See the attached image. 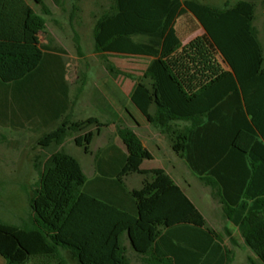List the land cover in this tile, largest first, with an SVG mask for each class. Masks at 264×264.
<instances>
[{"label":"trees","instance_id":"trees-1","mask_svg":"<svg viewBox=\"0 0 264 264\" xmlns=\"http://www.w3.org/2000/svg\"><path fill=\"white\" fill-rule=\"evenodd\" d=\"M33 1L52 14L44 0ZM255 18L248 0L224 8L195 0H114L95 24L94 42L105 58L152 59L131 103L168 135L264 264V50ZM46 27L27 0H0L1 91L7 88L21 110L60 122L39 139L43 150H56L35 157L39 179L28 217L20 226L0 222V256L6 264H67L61 252L69 251L80 264H131L121 244L128 235L144 264H220L221 237L164 170L141 169L153 156L130 127L117 125L127 153L112 179L114 198L91 193L81 163L63 145L77 134L74 143L89 153L95 136L89 129L102 125L97 118L73 121L79 95L70 101L63 63L42 45ZM178 123L190 125L178 129ZM131 174L144 176L140 190L125 188Z\"/></svg>","mask_w":264,"mask_h":264},{"label":"rangeland","instance_id":"rangeland-1","mask_svg":"<svg viewBox=\"0 0 264 264\" xmlns=\"http://www.w3.org/2000/svg\"><path fill=\"white\" fill-rule=\"evenodd\" d=\"M28 1L46 21L47 27L45 32L40 34V39L45 49L49 47L46 51L54 54L60 59L58 61L63 63L70 101L73 102L79 95L71 106V112L75 116L73 121L99 118L103 122L134 126L126 110H129L136 119L142 115L131 103L130 91L138 82L143 81L150 59L108 55L106 58L118 71L115 75L108 71L106 58L95 52V24L111 9L114 0H58V2L44 0L51 10L50 16L44 15L41 6L33 0ZM227 1L234 4L240 0H211V3L222 8ZM248 1L256 5V24L260 30L259 38L264 50V0ZM201 33L197 32L185 42ZM135 40L145 39L137 37ZM78 46L81 47L83 56L79 54ZM4 90L7 91V88ZM4 90L0 93V222L20 226L30 213L29 198L32 196L33 186L39 179L34 167L35 157L48 155L56 150V148L43 150L38 145L39 139L44 133L56 129L60 122L43 125L40 117L31 114L32 111L21 110L15 106L11 94H5ZM89 130L95 131V126ZM112 133L114 128L109 130L108 137L111 140ZM76 136L77 134H74L68 138L64 148L79 159L89 177L91 156L87 155L83 148L75 145ZM182 165L186 164L182 162ZM178 180L203 214L209 216L211 212V217H221L220 204L212 199L210 189L203 188L192 172ZM212 204L215 209H210ZM61 257L67 264H74L62 252ZM38 262L40 261L35 259L30 264Z\"/></svg>","mask_w":264,"mask_h":264},{"label":"crops","instance_id":"crops-1","mask_svg":"<svg viewBox=\"0 0 264 264\" xmlns=\"http://www.w3.org/2000/svg\"><path fill=\"white\" fill-rule=\"evenodd\" d=\"M182 2L188 0H181ZM199 1V0H195ZM29 3V1L27 0ZM202 2V1H199ZM239 2V1H238ZM204 4L214 6L211 3V0H207L202 2ZM230 3L227 1L222 8L225 7L226 4ZM30 4V3H29ZM232 4V3H230ZM236 4V3H234ZM218 8V7H217ZM257 17L255 18L254 25L257 29L258 35L260 37V30L256 24ZM203 34V30H199ZM198 31V32H199ZM193 36V35H192ZM191 37V36H190ZM188 39V38H187ZM186 39V40H187ZM260 39V38H259ZM189 42V41H188ZM184 41V44L188 43ZM261 42V40H260ZM262 44V42H261ZM263 47V45H262ZM147 58V57H146ZM150 62H151V58ZM150 64V63H149ZM64 81H67L65 77ZM135 87V86H134ZM130 91V96L132 91ZM1 93V87H0ZM131 100V99H130ZM140 112V111H139ZM152 113L155 112V108L153 107L151 110ZM127 115L129 118L134 122V126H128L134 130L137 136L142 141L144 147L152 154L153 159L147 160L143 163L141 169L144 171L153 170V169H162L166 172V174L178 185L182 188V190L186 193V195L191 199V201L195 204L193 199L187 194L186 190L182 187V184L178 180L179 178L185 177L188 172H192L199 180L203 188H209L205 186L200 178L192 171L186 161L177 154L172 147V143L170 138L167 134H164L160 128L156 127L155 125L149 123L146 118L142 115L139 119H136L129 110H126ZM141 113V112H140ZM35 116L40 117L41 123L43 125H48V123H52L54 117H48L49 121H45L42 116L39 114L31 113ZM74 116V114H73ZM34 117V116H33ZM75 117V116H74ZM102 127L98 129L95 127V136L91 142L89 153L87 155L91 156V160L89 161V177L87 176L88 180L91 182L90 190L91 193L97 197H110L111 199L114 198L115 190L117 189V185L112 182V179L115 178V174L121 171V162L123 160V155L127 153L126 148L119 138L117 134V123H112L110 121H101L97 118ZM190 124L188 123H178L176 128H186ZM114 128V133H112V140L108 137L109 130ZM116 133V134H115ZM116 135V136H115ZM65 145V144H64ZM63 145V146H64ZM76 145V144H75ZM77 146V145H76ZM81 148V147H80ZM85 151V150H84ZM71 154V153H70ZM74 156V155H73ZM75 157V156H74ZM76 158V157H75ZM78 159V158H77ZM118 159H120L118 161ZM79 160V159H78ZM80 162V161H79ZM184 162L186 165H182ZM81 163V162H80ZM88 161H86V164ZM82 168L85 172V168L81 163ZM184 166V167H183ZM186 166V167H185ZM189 170V171H188ZM183 172V173H182ZM144 176L140 174H131L124 178V186L128 192L133 190H140L143 186ZM211 197L214 201L218 202L221 206V217H211L212 213L209 212V216L204 215L207 226L213 230H215L218 235L222 239V251L220 253V264H262L257 255L245 244V239L240 231V229L232 224L228 219L225 218L223 208L221 203L213 197V192L211 188ZM211 199V201H212ZM213 201V202H214ZM196 205V204H195ZM198 208V206L196 205ZM215 209L214 205L210 209ZM199 209V208H198ZM217 209V208H216ZM200 210V209H199ZM201 211V210H200ZM121 244L127 248L128 256L131 259V264H144L142 261V257L139 256L132 248L130 239L128 235H125L121 239ZM63 254L68 256L74 264L78 263L70 254L69 251H62ZM0 264H6V261L3 257L0 256Z\"/></svg>","mask_w":264,"mask_h":264}]
</instances>
